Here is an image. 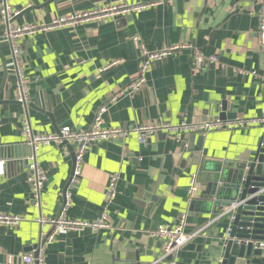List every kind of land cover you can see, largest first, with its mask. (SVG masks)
Wrapping results in <instances>:
<instances>
[{
	"label": "crops",
	"instance_id": "obj_1",
	"mask_svg": "<svg viewBox=\"0 0 264 264\" xmlns=\"http://www.w3.org/2000/svg\"><path fill=\"white\" fill-rule=\"evenodd\" d=\"M116 1L10 0V5L21 11L16 24L35 25ZM261 5L262 0H171L140 14L31 35L19 44L27 79L25 106L15 101L9 49L0 39V151L6 148L0 152V215L22 218L16 227L0 225V264H22L21 257L38 245L40 233L51 230L66 186L71 195L66 219L94 222L105 215L109 227L58 234L46 249L45 264H163L161 243L149 233L159 225L177 224L182 216L184 232L196 235L179 249L174 264L213 262L227 226L214 215L213 206L190 205L189 182L195 178L193 196L199 195L222 171L250 161L264 127L193 134L191 143V134L176 141L159 133L145 146L130 133L123 142L90 146L77 184L71 183V151L66 146L42 147L36 159L46 182L39 207L26 181L31 151L21 128L27 119L36 134H53L62 127L86 131L102 105L104 126L128 131L155 122H210L219 117L222 105L226 119L221 121L264 117ZM140 45L149 52L189 48L151 62L144 85L120 94L136 78ZM193 51L217 61L194 70ZM112 62L118 64L104 71ZM111 175H117V182L108 203L105 191ZM40 218L47 223L42 226Z\"/></svg>",
	"mask_w": 264,
	"mask_h": 264
},
{
	"label": "built area",
	"instance_id": "obj_2",
	"mask_svg": "<svg viewBox=\"0 0 264 264\" xmlns=\"http://www.w3.org/2000/svg\"><path fill=\"white\" fill-rule=\"evenodd\" d=\"M171 0H160L156 3H125L123 0L102 7L100 9L76 14L68 17H62L52 21L50 24H35V25H19L16 24L15 19L21 11H14L10 5V0H1L0 2V39L3 40L9 49L8 66L11 68L14 77V95L15 101L20 105H27L28 90L25 68L22 63L21 52L19 48L20 42L36 33L53 30L62 26H73L75 24L86 22L89 20L107 19L116 16H126L133 14H140L143 11L169 3ZM260 27H259V47L264 54V0H262L260 11ZM137 41V39H134ZM189 48L187 45L174 46L162 52H149L140 45L138 54V69L137 75L133 83L127 89H124L120 94L125 92H134L139 90L145 83V76L149 70L151 62L171 56L175 52ZM215 57H205L199 51H193L191 58V65L194 70H200L206 67L208 63L216 62ZM117 62H112L105 67L104 71L117 65ZM264 82V78H263ZM115 100V96L111 102ZM106 112V105L98 107L93 115V121L90 128L86 131H73L69 127H62L53 134H36L33 132L29 121L26 119L22 123L21 133L24 144L30 149L31 156L27 163L26 181L30 185V191L33 204L36 207L40 206V193L43 189L46 177L44 172L40 169L37 162L36 155L40 148L55 145L64 147L66 145L74 149V164L72 171L71 183H78L80 178V171L83 164V159L88 148L94 144L104 142H123L130 133L136 135L137 141L140 145L145 146L148 140L155 134H164L172 137L178 141L183 135L198 134L205 136L208 132L213 130L245 128L252 126L264 127V117L254 120L235 119L231 122L221 121L219 119L205 122V123H186L170 124L167 122L147 123L133 127L130 131L122 128H108L104 126L103 117ZM1 168V166H0ZM117 182V175H111L106 191L105 200L109 203L115 197V187ZM188 195L189 200L192 199L193 194L197 191L195 178H191L189 182ZM70 193L66 191L64 194V201L59 217L50 221L51 230L49 232H41L38 245L32 249L28 254L21 257L22 264H45V253L48 246L53 242L58 234L65 232H81L85 230H99L107 229L108 223L106 216L103 215L94 222L68 220L64 217V213L69 207ZM235 205H233V208ZM22 221L21 217L12 215H0V225L6 227H16ZM38 222L43 226L47 222L40 218ZM185 217L182 216L180 221L174 225H159L149 233L151 238L157 239L161 243L162 260L171 258V264H174V257L180 248L190 242L196 234H187L184 232ZM254 248H258L264 253V241L252 242Z\"/></svg>",
	"mask_w": 264,
	"mask_h": 264
},
{
	"label": "water",
	"instance_id": "obj_3",
	"mask_svg": "<svg viewBox=\"0 0 264 264\" xmlns=\"http://www.w3.org/2000/svg\"><path fill=\"white\" fill-rule=\"evenodd\" d=\"M225 109L222 105L216 119H226ZM194 139L195 135L191 134L190 143ZM66 148L74 156V149L68 145ZM0 152L5 153L6 148ZM67 188L62 193L63 201ZM199 203L213 206L214 215L227 226L217 257L210 264H264V253L252 245L264 241V131L252 159L222 171L190 201L192 206ZM162 261L171 264L169 257Z\"/></svg>",
	"mask_w": 264,
	"mask_h": 264
}]
</instances>
